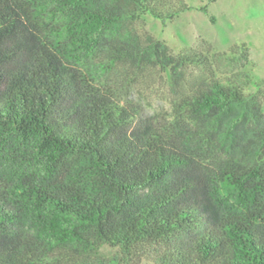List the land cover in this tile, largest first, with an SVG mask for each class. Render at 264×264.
Returning <instances> with one entry per match:
<instances>
[{"label": "trees", "instance_id": "obj_1", "mask_svg": "<svg viewBox=\"0 0 264 264\" xmlns=\"http://www.w3.org/2000/svg\"><path fill=\"white\" fill-rule=\"evenodd\" d=\"M189 8L0 0V264H264V113L248 75L184 86L156 116L94 85L100 52L174 80L211 72L200 50L133 28ZM218 147L215 169L193 156Z\"/></svg>", "mask_w": 264, "mask_h": 264}, {"label": "rangeland", "instance_id": "obj_2", "mask_svg": "<svg viewBox=\"0 0 264 264\" xmlns=\"http://www.w3.org/2000/svg\"><path fill=\"white\" fill-rule=\"evenodd\" d=\"M184 1L190 8L173 19L163 21L150 14H143V27L135 24L133 28L138 33L147 32L163 41L172 52L184 48L200 50L213 61V70L187 68L182 78L174 80L164 69L143 71L126 65H113L100 52L94 54L89 63L95 67L96 89L102 93L115 94V100L120 106L127 108L130 105L137 107L142 115L156 116L159 113L164 115L169 110L170 102L180 88L212 77L238 73L248 75L241 82L243 89L255 97L264 113V0ZM202 6H206L207 13L200 9ZM221 52L230 53V58L216 57V53ZM213 154L204 151L193 156L206 158V162L211 163L210 169H215L217 164L214 162L224 159L226 151L218 147ZM208 156L213 159H208ZM203 217L205 223L202 227H205L210 222L204 214ZM116 251L114 247L102 248L104 254ZM141 264L153 262L143 260Z\"/></svg>", "mask_w": 264, "mask_h": 264}]
</instances>
